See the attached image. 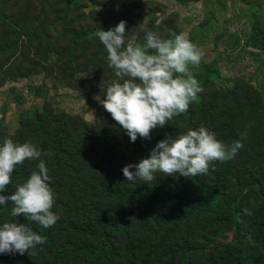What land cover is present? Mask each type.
Wrapping results in <instances>:
<instances>
[{
    "label": "trees",
    "instance_id": "16d2710c",
    "mask_svg": "<svg viewBox=\"0 0 264 264\" xmlns=\"http://www.w3.org/2000/svg\"><path fill=\"white\" fill-rule=\"evenodd\" d=\"M244 1L249 4L246 12L251 19L248 22L250 30L244 34L243 39L231 35L230 38H235V41L225 44V53L219 54L217 60L205 61V75L202 78L204 82H210L217 76L216 73L221 70L219 59L222 56L228 55L231 60L233 52L239 50L241 54L246 53V56L249 55L253 61L264 66L262 2ZM177 2L184 7H190L194 3L202 4L205 17L198 23L194 33L202 35L203 44L210 42L211 34L215 30L220 33L225 30L227 34V27L219 23L216 13H209L211 7L215 5L211 0ZM192 19L194 17L191 16ZM4 20L7 23L8 20ZM214 24L217 27L213 29ZM64 25V35H71V45L64 49L59 48L61 56L63 53L64 55L72 53L77 41L82 37V34L71 30L65 20ZM238 59L236 57L235 60ZM238 84L255 89L247 81ZM35 92L40 97L43 91L37 88ZM228 95H232L233 102L238 99L236 91L229 86L215 91L211 101H203L200 110L191 109L189 105L186 112L167 121L171 128L168 131L169 136L174 137L181 130L201 126L203 122L216 134H220L225 128L233 133L234 111L230 113L229 125L224 123L222 117V107L225 106ZM17 102L19 105L23 104L22 99H17ZM57 111L53 105L44 101L43 112L22 116L20 128L11 140L14 143L30 141L40 149L54 193L51 211L56 213L59 219L53 226L43 229L23 217H11L9 213L12 204L6 202L5 206L0 207V223L9 220L25 223L42 235L45 242L38 245L30 254L27 251L23 255L2 254L0 264H99L101 261L105 264H118L117 260L121 255L118 250L119 243L125 238L135 241L127 251L133 247L138 252L152 248V255L163 253L162 261L181 256L183 264H192L199 255H204L209 250L211 240L206 233L218 221L231 225L233 241L220 247L212 246L210 252L214 254L222 251L227 264H264V212L254 215V210L247 206L251 193L264 201V193L261 191L264 184L263 169L258 170L257 175L249 173L246 181L241 183L236 181L237 192L230 198L223 175L219 171L218 161L210 164L209 169L214 171L210 175L174 176V184L177 187H153L140 179L127 182L121 168L148 156L142 139L138 136L136 141L130 143L128 136L108 112H105L102 123L89 125L81 116L73 117ZM206 119L209 120L205 121ZM2 124L3 120L0 119V142L6 138L1 128ZM37 162L25 160L17 165L10 176L9 184L5 186V192L10 194L16 185L27 179L31 172L36 170ZM102 176L112 179L115 184L113 187L104 188L109 198L117 197L121 202L128 201L134 204L145 198L141 210L129 207L122 214L116 215L103 209L98 201L100 194L97 193L104 186L99 182L105 180L100 178ZM163 206H174L176 213L166 215V218L161 220L162 223L158 221V217L156 222L151 223V220L155 219V210ZM193 220L197 224L191 226ZM134 225L147 226L148 237L135 239L131 234ZM183 228L186 230L185 233L182 231ZM193 231L196 232L190 233ZM195 237L198 239L191 243L190 240ZM250 245L256 247L245 248ZM128 262L129 258L125 257L123 264Z\"/></svg>",
    "mask_w": 264,
    "mask_h": 264
},
{
    "label": "rangeland",
    "instance_id": "374dc122",
    "mask_svg": "<svg viewBox=\"0 0 264 264\" xmlns=\"http://www.w3.org/2000/svg\"><path fill=\"white\" fill-rule=\"evenodd\" d=\"M260 1L261 8L264 9V0ZM248 7V2L244 0H215L209 13H218L219 23L227 27L228 32L225 34V30L222 33L215 30L210 42L203 44L202 35L194 33L198 23L205 17L202 9L181 7L175 0H0V119L3 120L1 128L4 136L13 139L20 128L22 116L43 112L44 101L53 105L58 110L57 113L81 116L89 125L102 123L106 111L99 99H103L105 87L115 76L113 69L108 67L107 53L97 38L99 30L107 31L123 20L126 22L125 40L135 38V42L141 45L144 43V34L148 31L162 39H168L170 31L184 32L202 52L198 66L188 65V70L202 88L196 99L189 104L190 108L200 110L203 101H211L213 93L225 87L231 86L236 91V102H233L232 95H228L225 106L222 107L223 121L228 125L230 113L234 111V132L231 133L226 128L220 134L213 131L216 138L225 144L240 138L241 133H246L243 147L235 157L226 162L218 161L228 197L234 196L237 192L236 181H246L249 173L257 175L260 169H263L264 174V66L253 61L249 55L246 56V53L241 54L239 50L233 52L231 60L228 55L219 59L221 70L218 69L213 80L204 82L202 78L205 75V61L217 60L219 54L225 53V44L235 41V38H230L231 35L243 39L244 34L250 30L248 22L251 19L246 12ZM194 13L201 15L200 19L191 20ZM4 19L8 20L7 23ZM64 20L71 30L82 34V37L72 53H63L61 56L59 50L71 45V35H64ZM216 27L214 24L213 29ZM236 57L239 59L235 60ZM243 81L250 82L255 89L238 84ZM37 88L43 91L40 97L35 92ZM17 99H22L23 104L19 105ZM202 126L206 127L204 122ZM170 129L166 122L163 128L150 130L149 139L141 138L148 154L159 140L164 139L166 134L169 136ZM213 172L209 169L205 175ZM100 178L105 179L99 180L104 186L97 192L103 209L116 215L122 214L129 207L141 210L145 198L136 204L121 202L117 197L109 198L104 188L113 187L114 181L108 177ZM174 183V175L166 176L162 172H156L153 182L145 184L153 187H177ZM261 191L264 193V184ZM249 198L247 206L254 210V215L264 212V201L261 198L253 193L249 194ZM175 213L174 206L157 208L155 219L151 223L156 222L157 217L162 223L161 220L166 215ZM194 220L191 226L196 223ZM146 227L134 225L131 234L137 240L145 239L149 233V228ZM182 231L185 233L186 230L183 228ZM206 235L211 240L209 250L206 254L199 255L192 264H227L222 251L213 254L210 250L212 246L220 247L233 241L231 225L218 221ZM197 239L195 237L190 242ZM134 242L127 238L120 241L118 250L121 255L118 257V264H123L125 257L132 264H183L181 256L162 261L163 253L152 255V248L138 252L133 247L127 251ZM255 247L250 245L245 248ZM99 264L105 262L101 261Z\"/></svg>",
    "mask_w": 264,
    "mask_h": 264
},
{
    "label": "clouds",
    "instance_id": "9594fccd",
    "mask_svg": "<svg viewBox=\"0 0 264 264\" xmlns=\"http://www.w3.org/2000/svg\"><path fill=\"white\" fill-rule=\"evenodd\" d=\"M125 23L121 20L107 31L97 33L107 53L108 67L115 76L99 102L131 143L138 136L149 139L150 130L163 128L174 116L187 111L202 91L188 65L198 66L202 52L184 32L170 31L169 38L162 39L148 31L142 45L135 38L126 41ZM245 136L246 133H241L240 138L225 144L202 125L174 137L166 134L146 158L125 165L121 173L127 182L140 179L145 183L153 182L156 172L183 177L207 174L213 161L233 159L243 147ZM41 156L40 149L30 141L14 143L5 138L0 142V207L11 202V217H23L47 229L59 217L51 211L54 193ZM25 160L38 161L36 170L14 191L6 193L5 186L14 168ZM44 242L45 238L25 223L14 220L0 223V255H23L26 251L30 254Z\"/></svg>",
    "mask_w": 264,
    "mask_h": 264
},
{
    "label": "crops",
    "instance_id": "0c3cea01",
    "mask_svg": "<svg viewBox=\"0 0 264 264\" xmlns=\"http://www.w3.org/2000/svg\"><path fill=\"white\" fill-rule=\"evenodd\" d=\"M213 3H215V0H211ZM175 2L178 4V5H180L181 7H183L180 3H178L177 2V0H175ZM192 9L193 8H196V7H200L201 9H202V12H203V14L205 15V11L203 10V7H202V4H200V3H194V4H191V6H190ZM212 8V7H211ZM247 10V9H246ZM225 11V10H224ZM216 15L218 16V13H216ZM192 17H194V21H196L197 19H200V17H201V15H199V14H195L194 13V15L192 16Z\"/></svg>",
    "mask_w": 264,
    "mask_h": 264
}]
</instances>
